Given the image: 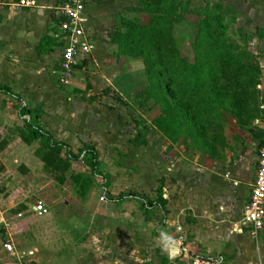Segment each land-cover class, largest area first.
Wrapping results in <instances>:
<instances>
[{
	"label": "rangeland",
	"instance_id": "obj_1",
	"mask_svg": "<svg viewBox=\"0 0 264 264\" xmlns=\"http://www.w3.org/2000/svg\"><path fill=\"white\" fill-rule=\"evenodd\" d=\"M181 1L187 2L191 10L185 15L186 23L175 28L184 58L194 61L192 43L203 19L200 13L207 5L220 6L227 26L226 40L240 47L234 52V60L246 53L241 62L255 71L253 80L247 74H240L242 86H236L228 76L232 70L228 71L238 68V63L223 72L220 88L230 99L226 102L227 109L209 110L195 99L189 104L192 113L187 112L188 106L182 110V104L172 99L164 86L151 82L142 57L122 55L135 48L114 44L113 34L127 30L121 24L122 18L136 19L141 25L149 23V14L134 10L143 7L142 0H116L106 5L103 11L113 16V20L104 24L111 30L94 26L96 20L87 14L95 49L102 44L108 54L91 65L85 61L71 78L64 79L59 70H54L60 60L58 51L52 54V59L38 61L27 52L22 54L17 43L8 40L13 35L9 24L17 0H0V65H3L0 80L11 82L16 95L24 100L23 104L15 100L6 102L0 95V131L13 134H1V139L13 141L14 130L25 120L36 129L52 134L49 136L55 141L70 143L72 152L80 156L77 161H66L69 165L66 170L64 150L51 165L7 163L0 173V211L12 240L21 250L37 247L48 264H83V261L94 264V258L111 257L113 253L122 258L129 256L141 264L147 256L145 249L150 247L158 255V248L162 250L165 246L170 251L178 239L181 248L189 250L192 195L200 189L197 169L205 163L255 166L264 129V0ZM247 36L252 39L245 42ZM132 73H136L133 79ZM110 76L118 77L117 84L108 82ZM126 77L134 80L132 90L130 85L126 90L121 84ZM169 106L175 111L169 113ZM17 107H24L22 120L15 110ZM38 108L41 110L36 112V117L33 111ZM167 114L185 126L177 131L167 128L164 121ZM219 136L224 140L222 145L215 142ZM87 147H94L100 154L95 172L90 167L92 161L81 154ZM205 186L201 187L203 192ZM131 195L158 203L166 197L176 215L174 220L177 219L172 224L173 231L166 232L168 220L159 218V213L150 214L152 220L148 221L149 208ZM126 196L129 199L117 206L109 203ZM201 196L205 203L209 202L206 193ZM39 202L49 214L39 217L30 210L23 216H31L29 222L33 224L29 226L36 230V234H31L14 211L24 203L29 209ZM243 212L244 209L238 214L239 219ZM3 239H9L7 233L0 234V240ZM201 257L204 256L199 251L195 252L192 260L183 257V264H193V260Z\"/></svg>",
	"mask_w": 264,
	"mask_h": 264
},
{
	"label": "crops",
	"instance_id": "obj_2",
	"mask_svg": "<svg viewBox=\"0 0 264 264\" xmlns=\"http://www.w3.org/2000/svg\"><path fill=\"white\" fill-rule=\"evenodd\" d=\"M34 1L36 2V6L33 8H20L16 9L15 11L11 9L13 11V20L11 21L12 23L10 22L9 26L13 32V35L12 37H9V39L7 37V39L9 41L13 40L15 43H17L22 54L27 52L26 54H30L31 57L37 59L38 61H46L47 59H52L51 57L54 52L58 51L59 54L61 52L62 44L60 40L56 38L60 19H58V17L55 15V12L52 11L53 8L60 6L61 4L58 0ZM115 1L116 0H89L86 13L89 15L91 20H96L94 26H104L106 30H111V27H109L107 24H104V22H107V20L112 21L113 16L104 13L103 9L106 5L113 4L112 2ZM96 4H99V6ZM37 6H40L41 8H38ZM3 16L5 15L3 14ZM46 38H48L49 41H46ZM101 45L102 44L97 46L98 48L95 50V52H93L90 59L87 61L89 65H91L92 62H96V59H100L101 56L108 54L106 53L108 50H105L104 47H101ZM58 64H56L54 67L55 71L59 70ZM0 68L3 70L2 64L0 65ZM136 73L131 74L133 75V77H131L132 79ZM138 74L139 76H142L140 71ZM127 77L126 81H121V84L126 90H128L130 85L132 90L134 87V80H127ZM93 78L90 79L92 80V85L94 81ZM109 79L110 80L108 82L112 85L114 82L116 84L118 82V77L116 78L114 76H110ZM16 83L19 84L18 81ZM24 86L25 85H23V87ZM1 87L9 88L13 94L12 96L0 94L6 98V102H8V100H15L16 102H21V104L24 103L22 96L16 95L11 82L9 84V82L0 80V88ZM29 88H32V86ZM22 108L24 107H17L16 109L14 108L17 110V114L20 116L21 120L24 117ZM40 110V108L35 109L33 111L34 116L37 117L36 112ZM22 122L24 123L23 125L25 127L23 125L16 127L14 130L16 131V138L13 141L6 138L1 139L4 133L0 131V166L3 167L2 172H4V167L6 168L7 163H46L44 160L45 154L43 151L46 150L47 152L48 146L39 144V141L43 139L32 141L30 131L25 124L26 121L22 120ZM5 132L6 133L3 136L13 135L12 131L9 133L8 131ZM44 133L47 132L44 131ZM47 134L49 135L50 133ZM50 135L53 136L52 134ZM262 135L263 142L258 145L257 150H259V148H261L264 144V129ZM61 143L67 144L71 148L69 145L70 143ZM256 168L257 161L255 166H253L251 163H234L233 165L232 163H205L203 167L197 169L200 172V175H197L200 179V181H198L200 189L196 190V195H192V202L194 203V206L192 204L190 209L192 212V224L190 226L189 234L191 239L189 250L184 247L181 248V245H179L181 242L178 239L180 238L178 235L179 233L176 232L175 238H177V241L180 243L177 242L174 244V246H171L170 251H168L165 246L162 249L163 251L158 248V255L156 252L153 254V249L149 247L145 249L147 256H145L143 261L139 263L183 264V257L187 258V260L188 258L189 260H192L195 256V252L198 253L199 251L201 256H204L201 257V259L219 260L220 263L223 264H264V229L258 233L256 238H254L251 234L250 228H242L239 226L241 217L239 219L238 216L239 213H242L243 209L245 210L249 201L251 185L255 178ZM203 184L206 185L204 192L201 188ZM202 193L207 194V198L210 199L208 203H205V201L202 199ZM128 199L129 198L126 196L124 201ZM163 199L166 201L164 210L156 206L154 208H150L149 212L147 213L149 214L148 221L151 219L150 214L153 213H159V218L164 220L167 219V226L170 227H168L169 229H165L167 232L171 231L170 229H172V226L175 225L174 222L177 221V219L174 220L176 215L169 207L166 197H163ZM122 202L123 200H115L109 203L117 206V204ZM24 204L26 205V203ZM182 204L183 203H181V205ZM25 205H19L18 208L15 209L14 213L16 212L17 216L19 214H22L23 216L29 214L30 210H33L34 205L29 207V209ZM23 216L19 217L22 218L21 224H27L26 230H28L31 234H36L35 228H30V226L33 224L31 221L29 222V220H31V216H28L27 218H24ZM6 233L8 234L9 239L0 240V264H48V262L45 261L46 259L44 260L40 255L39 249L37 247H34L31 250H21L14 243L11 238L12 235L9 233L8 225L3 216V212L0 211V234L6 235ZM37 234L39 233L37 232ZM158 239L161 240V236H159ZM7 241H10L14 244L17 253L16 255H12L4 249L3 244ZM46 244L50 243L47 242ZM149 244L152 245L151 243ZM164 244L165 243L162 242V245ZM62 246L65 245L63 244ZM106 246H108L107 243ZM30 252H32L33 255H29ZM17 255L24 257L22 260H20ZM106 257H96L94 258L93 263L136 264L135 260L129 256L122 258L118 255L115 256V253H113V256H108L109 258ZM81 261L82 260L79 259V262ZM87 263L88 261H83V264Z\"/></svg>",
	"mask_w": 264,
	"mask_h": 264
},
{
	"label": "trees",
	"instance_id": "obj_3",
	"mask_svg": "<svg viewBox=\"0 0 264 264\" xmlns=\"http://www.w3.org/2000/svg\"><path fill=\"white\" fill-rule=\"evenodd\" d=\"M62 5L67 0H58ZM143 7L134 9L138 12H144L150 15V21L147 25H141L135 20L126 18L121 19V24L127 30L125 32H116L113 34L112 42L119 46L135 48L133 52L127 55L128 57H142L144 60L145 69L152 83L164 86L172 99L177 100L182 104L181 109H186L189 104L197 99L198 105L209 110H216L217 107L227 109V103L230 99L220 88L223 72L229 70L231 64L238 68H233L228 71L229 77L234 81L236 86H242L243 81L240 79V74L249 75L250 79H255L254 69L241 62V57L246 56L242 53L239 58L234 60V52L240 47L229 44L226 40L227 26L224 23L223 16L220 13L221 7L211 8L209 5L200 13L203 19L199 23L197 34L194 37L192 48L194 51V61L184 58L178 48L175 38V28L177 25L186 23L185 15L190 13L189 4L181 0H142ZM252 37L247 36L245 42ZM46 41H49L46 38ZM234 56V57H233ZM245 81V79H242ZM0 94L12 96V92L7 87L0 88ZM175 108L169 106L168 112H174ZM168 115V114H167ZM197 115L194 118L197 119ZM163 120V118H162ZM170 129H181L185 124L180 123L178 119H171L168 115L164 117ZM26 127L30 131L31 140L45 139V145L48 151L44 156L46 165H51L57 155L65 150L66 160L60 162L77 161L80 156L75 155L72 149L64 143L55 141L47 133L36 129L30 122H25ZM202 127V125H201ZM199 132L201 128L199 127ZM223 139L221 136L216 138V143L222 145ZM88 157L92 163L90 167L93 172L98 169L99 151L94 147H87L85 152H81ZM68 163H65L64 170L68 168ZM3 167L0 166V173ZM133 198L143 201L146 208L160 207L165 209L166 201L161 198L160 203L144 201L143 198L131 195ZM121 197L118 201L124 200Z\"/></svg>",
	"mask_w": 264,
	"mask_h": 264
},
{
	"label": "built area",
	"instance_id": "obj_4",
	"mask_svg": "<svg viewBox=\"0 0 264 264\" xmlns=\"http://www.w3.org/2000/svg\"><path fill=\"white\" fill-rule=\"evenodd\" d=\"M89 0H67L58 6L55 15L60 19L58 38L62 44L59 60V73L64 78H71L78 71V67H83L95 49L96 41H93L88 30V16L86 13ZM16 9L33 8L36 6L34 0H17ZM257 168L254 181L251 185L249 201L239 221L242 228H250L254 238L264 229V144L258 150ZM35 216L48 214V209L39 202L34 205ZM19 214L18 217H22ZM4 249L10 254H17L16 248L10 241L4 242ZM29 255H33L32 252ZM18 256V255H17ZM20 260L24 256H18ZM193 264H221L219 260L195 259Z\"/></svg>",
	"mask_w": 264,
	"mask_h": 264
}]
</instances>
